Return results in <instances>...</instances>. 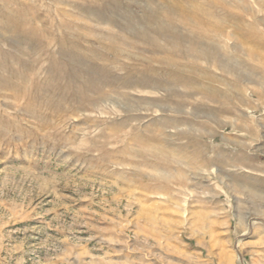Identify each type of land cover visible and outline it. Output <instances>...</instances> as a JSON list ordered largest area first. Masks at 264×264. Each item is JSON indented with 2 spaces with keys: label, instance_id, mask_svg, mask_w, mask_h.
Segmentation results:
<instances>
[{
  "label": "rangeland",
  "instance_id": "obj_1",
  "mask_svg": "<svg viewBox=\"0 0 264 264\" xmlns=\"http://www.w3.org/2000/svg\"><path fill=\"white\" fill-rule=\"evenodd\" d=\"M0 264H264V0H0Z\"/></svg>",
  "mask_w": 264,
  "mask_h": 264
}]
</instances>
